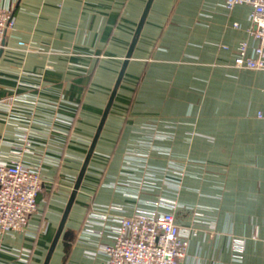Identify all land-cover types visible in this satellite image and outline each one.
I'll return each mask as SVG.
<instances>
[{"label": "crops", "instance_id": "0c3cea01", "mask_svg": "<svg viewBox=\"0 0 264 264\" xmlns=\"http://www.w3.org/2000/svg\"><path fill=\"white\" fill-rule=\"evenodd\" d=\"M147 2L0 0L15 19L0 51V160L43 180L26 229L0 238V264H44ZM251 12L153 0L49 264H107L112 234L93 214L162 198L189 234L182 264H264V71L235 67L242 42L253 54Z\"/></svg>", "mask_w": 264, "mask_h": 264}, {"label": "built area", "instance_id": "2783aa9c", "mask_svg": "<svg viewBox=\"0 0 264 264\" xmlns=\"http://www.w3.org/2000/svg\"><path fill=\"white\" fill-rule=\"evenodd\" d=\"M227 10L238 5L252 7L249 36L255 42L253 54L247 53L248 43L242 42L236 50L235 67L264 71V0H223ZM15 26L13 11L0 7V51L7 32ZM258 118L264 122V113ZM19 140L26 144V134ZM14 153L20 154V151ZM43 190L40 170L20 161L0 160V238L11 232L26 229L37 212L38 196ZM156 209L135 212L132 216L94 213L104 223V231L112 234V241L101 250L107 264H182L187 256L189 234L176 222L174 210L179 206L172 200L160 199ZM168 207L173 211H159ZM244 239L234 238L232 249L240 252Z\"/></svg>", "mask_w": 264, "mask_h": 264}, {"label": "water", "instance_id": "95a60500", "mask_svg": "<svg viewBox=\"0 0 264 264\" xmlns=\"http://www.w3.org/2000/svg\"><path fill=\"white\" fill-rule=\"evenodd\" d=\"M152 2H153V0H148V2H147V5H146L145 10H144V12H143L142 18H141V20H140V22H139V25H138V28H137V30H136V32H135V36H134V38H133L132 44H131V46H130V48H129V51H128L127 55H126V58H125V60H124L123 66H122V69H121V71H120V73H119L118 79H117L116 84H115V86H114V89H113V91H112V93H111L110 99H109V101H108V104H107V106H106V108H105V111H104V114H103V116H102V120H101V122H100V124H99V127H98V129H97V132H96V134H95V137H94V139H93V142H92V144H91V147H90V149H89V151H88V154H87V156H86V159H85V161H84V164H83V166H82V169H81V171H80V174H79V176H78V178H77V180H76V183H75L74 188H73V191H72V193H71V196H70L69 202H68L67 207H66V209H65V211H64L63 217H62V219H61V222H60V225H59V227H58V229H57V232H56V234H55V237H54V239H53V241H52V243H51V246H50L49 251H48V253H47V256H46V258H45L44 264H49V263H50V260H51V258H52L53 253H54V250H55V248H56V245H57V243H58L60 237H61L62 234H63V230H64V227H65L66 220H67V218H68V215H69V213H70V210H71V208H72V205H73V203H74V201H75V198H76V196H77V193H78V191H79V189H80V187H81V185H82V182H83L84 176H85V174H86L87 168H88V166H89V163H90L91 157H92V155H93V153H94V150H95V147H96L97 141H98V139H99V137H100L101 131H102L103 126H104V123H105V121H106V118H107V116H108V114H109V112H110V109H111L112 104H113V102H114V99H115V97H116V94H117L118 88H119V86H120V84H121V81H122V78H123V76H124V73H125L126 67H127V65H128V61H129V59L132 57L133 50H134L135 45H136V43H137V41H138V37H139L140 32H141V29H142V27H143V25H144V22H145V19H146V17H147V14H148V12H149V10H150V8H151Z\"/></svg>", "mask_w": 264, "mask_h": 264}, {"label": "trees", "instance_id": "16d2710c", "mask_svg": "<svg viewBox=\"0 0 264 264\" xmlns=\"http://www.w3.org/2000/svg\"><path fill=\"white\" fill-rule=\"evenodd\" d=\"M39 197V196H38Z\"/></svg>", "mask_w": 264, "mask_h": 264}]
</instances>
